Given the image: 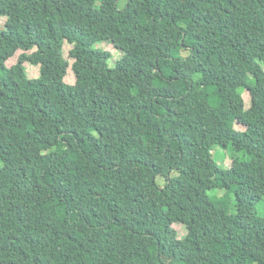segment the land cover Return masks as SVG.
Here are the masks:
<instances>
[{
	"label": "trees",
	"instance_id": "trees-1",
	"mask_svg": "<svg viewBox=\"0 0 264 264\" xmlns=\"http://www.w3.org/2000/svg\"><path fill=\"white\" fill-rule=\"evenodd\" d=\"M118 2L0 0V264H264V0Z\"/></svg>",
	"mask_w": 264,
	"mask_h": 264
},
{
	"label": "rangeland",
	"instance_id": "rangeland-1",
	"mask_svg": "<svg viewBox=\"0 0 264 264\" xmlns=\"http://www.w3.org/2000/svg\"><path fill=\"white\" fill-rule=\"evenodd\" d=\"M124 5H125V0H119V2H118V9H123ZM2 22H3L2 19H0V28H1ZM70 48H71V45H68V44H65L64 45L63 53H64V57L66 59H68V52H69ZM99 48H101L103 50H106V51H109L110 53H112L113 58L108 63L109 66H111L113 64V62L117 59L118 53L113 49V47H111L108 44H102V45L99 46ZM20 53L21 52H17L13 56V58L9 59L7 61V63H6V66L7 67H10V66L14 65L17 62V59H18V56L20 55ZM68 60H69V63L72 62L70 59H68ZM24 66H25V69H26V71L28 73V76L30 78H35L38 75V67H34V66H32V65H30L28 63H25ZM65 82L67 84H73V82H74V77H73V74H72L70 68L68 69L67 75L65 77ZM242 97L244 99L245 108H247L248 105H249V95L247 94V92H244L242 94ZM6 102H7V100L4 97H0V108ZM214 159L217 162H221V161H225L226 156H225V154L223 152L220 151V152H216V154L214 156ZM224 164L227 165V160H226V162ZM260 209L263 212L264 207H262V206L259 207L258 206V211H260ZM173 227L175 228V230L177 231V234L179 236L184 233V228L182 226H180V225H174ZM207 264H213V263L208 262Z\"/></svg>",
	"mask_w": 264,
	"mask_h": 264
}]
</instances>
